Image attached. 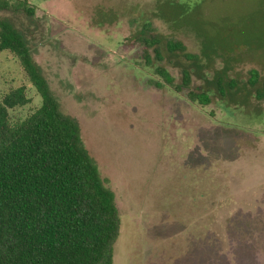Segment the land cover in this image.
<instances>
[{
  "label": "rangeland",
  "instance_id": "374dc122",
  "mask_svg": "<svg viewBox=\"0 0 264 264\" xmlns=\"http://www.w3.org/2000/svg\"><path fill=\"white\" fill-rule=\"evenodd\" d=\"M27 1L33 16L1 10L0 18L26 39L114 195L112 264H207L208 237L219 264H237L230 219L252 229L241 234L251 248L242 263L264 264V100L246 84L251 68L264 81V0ZM144 23L201 55L196 65L167 56L165 67L175 83L180 63L190 67L189 88L209 89L211 103L191 102L187 88L160 83L144 65ZM218 74L238 84L224 97L213 89ZM19 85L30 102L13 116L40 97L15 56L0 52V95Z\"/></svg>",
  "mask_w": 264,
  "mask_h": 264
},
{
  "label": "trees",
  "instance_id": "16d2710c",
  "mask_svg": "<svg viewBox=\"0 0 264 264\" xmlns=\"http://www.w3.org/2000/svg\"><path fill=\"white\" fill-rule=\"evenodd\" d=\"M1 10L27 16L35 11L27 0H0ZM141 29L149 32V24ZM138 41L144 65L153 69L160 83L177 92L187 88L191 102H212L209 89L189 88L190 67L180 63L178 83L165 67L167 56L196 65L200 54L190 51L183 41L158 32L142 34ZM2 51L15 56L40 101L25 115L13 116L12 110L30 102L25 86L0 95V264H112L119 213L112 191L103 184L83 145L77 120L61 109L26 39L6 18H0ZM203 54L205 57L206 51ZM259 80V71L249 69L246 84L255 98L264 100V81L258 86ZM212 83L220 97L238 86L236 79L225 82L221 74ZM227 221L225 228L231 237L226 239L234 241L230 245L234 261L248 264L242 259L251 248L241 234L252 229L245 222L234 225L235 221ZM211 239L205 240V262L219 264ZM222 261L230 264L229 259Z\"/></svg>",
  "mask_w": 264,
  "mask_h": 264
}]
</instances>
